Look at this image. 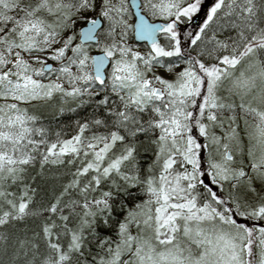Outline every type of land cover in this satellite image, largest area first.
Wrapping results in <instances>:
<instances>
[{"label":"snow or ice","instance_id":"obj_1","mask_svg":"<svg viewBox=\"0 0 264 264\" xmlns=\"http://www.w3.org/2000/svg\"><path fill=\"white\" fill-rule=\"evenodd\" d=\"M0 264H264V0H0Z\"/></svg>","mask_w":264,"mask_h":264}]
</instances>
